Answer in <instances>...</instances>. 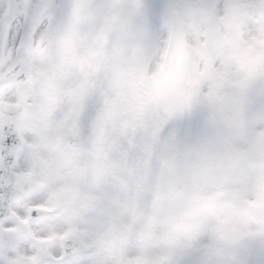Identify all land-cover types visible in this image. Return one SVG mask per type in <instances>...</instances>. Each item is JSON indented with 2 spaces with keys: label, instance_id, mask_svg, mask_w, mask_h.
<instances>
[{
  "label": "clouds",
  "instance_id": "1",
  "mask_svg": "<svg viewBox=\"0 0 264 264\" xmlns=\"http://www.w3.org/2000/svg\"><path fill=\"white\" fill-rule=\"evenodd\" d=\"M37 4L0 43V264H264V0Z\"/></svg>",
  "mask_w": 264,
  "mask_h": 264
},
{
  "label": "snow or ice",
  "instance_id": "2",
  "mask_svg": "<svg viewBox=\"0 0 264 264\" xmlns=\"http://www.w3.org/2000/svg\"><path fill=\"white\" fill-rule=\"evenodd\" d=\"M39 5L37 0H6L5 7L0 8V43L12 33H19L28 23H35V13ZM19 140L14 133L7 132L0 145V156L6 157V168L0 169V211L8 209L12 195L9 182L16 173L15 162Z\"/></svg>",
  "mask_w": 264,
  "mask_h": 264
}]
</instances>
